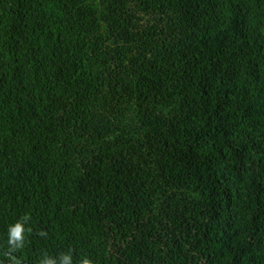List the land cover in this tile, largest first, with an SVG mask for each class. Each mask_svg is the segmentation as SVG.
Listing matches in <instances>:
<instances>
[{
	"label": "trees",
	"instance_id": "16d2710c",
	"mask_svg": "<svg viewBox=\"0 0 264 264\" xmlns=\"http://www.w3.org/2000/svg\"><path fill=\"white\" fill-rule=\"evenodd\" d=\"M65 255L264 264V0H0V264Z\"/></svg>",
	"mask_w": 264,
	"mask_h": 264
},
{
	"label": "clouds",
	"instance_id": "9594fccd",
	"mask_svg": "<svg viewBox=\"0 0 264 264\" xmlns=\"http://www.w3.org/2000/svg\"><path fill=\"white\" fill-rule=\"evenodd\" d=\"M23 232L24 228L22 224L17 223L14 227L10 228V239L9 243L21 247L23 244ZM42 264H56V261L51 258H46L42 261ZM60 264H72V258L70 255H65L60 259ZM82 264H92V261L88 258H84Z\"/></svg>",
	"mask_w": 264,
	"mask_h": 264
}]
</instances>
